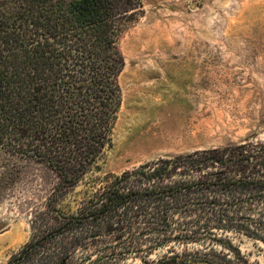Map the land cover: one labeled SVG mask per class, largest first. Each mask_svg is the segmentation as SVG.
<instances>
[{
  "label": "trees",
  "instance_id": "trees-1",
  "mask_svg": "<svg viewBox=\"0 0 264 264\" xmlns=\"http://www.w3.org/2000/svg\"><path fill=\"white\" fill-rule=\"evenodd\" d=\"M143 8L0 0V149L58 177L5 264H250L232 235L264 243V141L90 176L122 105L121 36Z\"/></svg>",
  "mask_w": 264,
  "mask_h": 264
},
{
  "label": "rangeland",
  "instance_id": "rangeland-1",
  "mask_svg": "<svg viewBox=\"0 0 264 264\" xmlns=\"http://www.w3.org/2000/svg\"><path fill=\"white\" fill-rule=\"evenodd\" d=\"M141 1L143 15L120 40L125 67L112 144L90 176L264 141V0ZM57 183L45 164L0 149V264L30 240L31 220ZM232 236L250 264H264L263 242Z\"/></svg>",
  "mask_w": 264,
  "mask_h": 264
}]
</instances>
